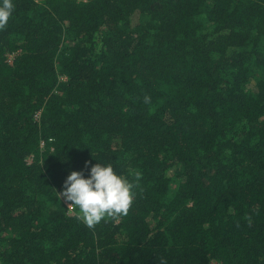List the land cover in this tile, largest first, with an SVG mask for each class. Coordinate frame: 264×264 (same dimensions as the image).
Instances as JSON below:
<instances>
[{
  "label": "trees",
  "instance_id": "obj_1",
  "mask_svg": "<svg viewBox=\"0 0 264 264\" xmlns=\"http://www.w3.org/2000/svg\"><path fill=\"white\" fill-rule=\"evenodd\" d=\"M14 4L0 264H264V0ZM86 161L135 185L94 228L59 197Z\"/></svg>",
  "mask_w": 264,
  "mask_h": 264
},
{
  "label": "clouds",
  "instance_id": "obj_2",
  "mask_svg": "<svg viewBox=\"0 0 264 264\" xmlns=\"http://www.w3.org/2000/svg\"><path fill=\"white\" fill-rule=\"evenodd\" d=\"M15 10L14 0H0V29L7 26ZM145 102L149 98L145 97ZM89 165L87 176L84 172L73 170L63 182L59 193L66 204L74 205L77 218L87 227L94 228L103 219L127 214L134 197L135 185L124 175L118 173L111 163L98 161ZM136 180L140 173L135 174Z\"/></svg>",
  "mask_w": 264,
  "mask_h": 264
},
{
  "label": "rangeland",
  "instance_id": "obj_3",
  "mask_svg": "<svg viewBox=\"0 0 264 264\" xmlns=\"http://www.w3.org/2000/svg\"><path fill=\"white\" fill-rule=\"evenodd\" d=\"M85 1V0H84ZM7 59L9 60V62H12L13 59H14V55L13 54H8L7 55ZM69 206V208H71V205L70 204H67Z\"/></svg>",
  "mask_w": 264,
  "mask_h": 264
}]
</instances>
